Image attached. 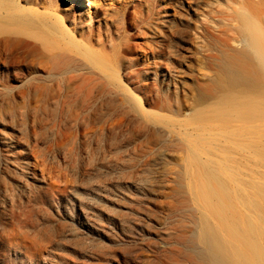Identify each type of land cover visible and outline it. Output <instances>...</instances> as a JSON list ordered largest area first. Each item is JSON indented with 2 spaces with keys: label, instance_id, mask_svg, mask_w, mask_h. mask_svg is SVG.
I'll use <instances>...</instances> for the list:
<instances>
[{
  "label": "rangeland",
  "instance_id": "obj_1",
  "mask_svg": "<svg viewBox=\"0 0 264 264\" xmlns=\"http://www.w3.org/2000/svg\"><path fill=\"white\" fill-rule=\"evenodd\" d=\"M18 1L63 22L103 65L47 79L19 59L0 67V264L165 263L181 214L164 182L185 153L176 137L157 138L165 125L128 113L110 76L146 110L189 118L224 87H244L223 64L252 54L245 10L238 0ZM50 90L54 99L39 97ZM106 113L116 125L102 133Z\"/></svg>",
  "mask_w": 264,
  "mask_h": 264
},
{
  "label": "bare ground",
  "instance_id": "obj_2",
  "mask_svg": "<svg viewBox=\"0 0 264 264\" xmlns=\"http://www.w3.org/2000/svg\"><path fill=\"white\" fill-rule=\"evenodd\" d=\"M238 2L245 10L242 33L252 54L228 57L223 67L233 76V85L244 84L242 89L215 91L213 100L200 104L191 117L177 119L146 110L116 71L110 76L117 88L112 87L126 99L128 113L165 125L157 138L176 137L174 146L185 153L177 177L164 182L181 220L165 236L174 248L163 264H264V0ZM72 35L59 19L36 14L18 0H0V67H11L19 59L47 79L55 70L77 73L89 64L103 65L93 46ZM93 75L86 80L105 81ZM42 92L40 98L56 96L52 90ZM115 106L113 102L110 107ZM113 115L101 116L102 133ZM143 199L151 202L150 197Z\"/></svg>",
  "mask_w": 264,
  "mask_h": 264
}]
</instances>
